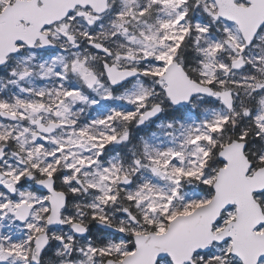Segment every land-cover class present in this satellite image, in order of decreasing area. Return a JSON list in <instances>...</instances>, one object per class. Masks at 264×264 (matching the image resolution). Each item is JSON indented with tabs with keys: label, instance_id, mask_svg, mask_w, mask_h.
Wrapping results in <instances>:
<instances>
[{
	"label": "snow or ice",
	"instance_id": "obj_1",
	"mask_svg": "<svg viewBox=\"0 0 264 264\" xmlns=\"http://www.w3.org/2000/svg\"><path fill=\"white\" fill-rule=\"evenodd\" d=\"M0 264H264V0H0Z\"/></svg>",
	"mask_w": 264,
	"mask_h": 264
}]
</instances>
